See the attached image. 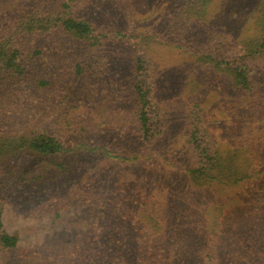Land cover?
<instances>
[{
    "label": "rangeland",
    "instance_id": "obj_1",
    "mask_svg": "<svg viewBox=\"0 0 264 264\" xmlns=\"http://www.w3.org/2000/svg\"><path fill=\"white\" fill-rule=\"evenodd\" d=\"M208 1L0 0V26L65 9L92 33L83 42L55 30L12 40L24 73L0 91V137L29 131L66 152L0 161L3 230L18 238L0 264H90L91 253L95 264H264V59L250 93L223 65L199 61L212 45L222 63L243 58L261 1ZM138 80L149 93L134 91ZM141 112L153 129L163 125L147 149ZM200 113L245 180L190 181L186 136ZM156 197L168 214L159 237L149 215Z\"/></svg>",
    "mask_w": 264,
    "mask_h": 264
},
{
    "label": "trees",
    "instance_id": "obj_2",
    "mask_svg": "<svg viewBox=\"0 0 264 264\" xmlns=\"http://www.w3.org/2000/svg\"><path fill=\"white\" fill-rule=\"evenodd\" d=\"M260 1L261 7L258 11L259 19L256 32L257 38L247 40L243 43L242 51L246 54L243 58H236V60H233L234 55H230L224 59L225 62L222 63V60H218L216 55L220 54V51L223 50H221V47L212 45L202 53L201 59L199 60L202 66L209 68H215L219 66V64L223 65V71L232 79L233 86L238 90L248 93L252 91L251 88L255 83V65L257 64V60L264 59V0ZM198 2L202 3L204 6L209 1L198 0ZM45 13H41L40 10L34 9L26 14L25 17L22 15L17 18H11L4 22V24L8 22L6 25L0 26V91L2 88L8 87L11 82H14L17 79L16 76H22V73H24L23 62L19 57L21 52L12 42L14 37L21 38L23 36L44 35L51 33L53 30L63 32L82 42L88 40L90 36H92L89 25L86 22L75 20L69 13H66L65 9L60 14H55L53 12ZM214 52L217 54H214ZM39 54L38 51H34L31 55L28 54L29 60L36 59ZM221 57H223V55ZM136 63L138 64L137 70L141 71L143 69L141 68L143 63L139 57L136 59ZM24 77H27V72ZM138 77L142 78L143 75L140 74ZM142 81L143 82L138 80L135 83L134 91L141 93L142 89H145V91L149 93V90L144 87L146 86L145 81ZM40 85L46 84L41 83ZM147 104L148 102L145 103V105ZM156 107L157 105L150 104L146 109L150 114H152V111L154 114L157 112ZM155 116H158V114H155L154 117ZM194 119H196V117H194ZM138 122L140 123V133L143 135L142 141L145 143V148L147 149L151 147L156 138L161 135L163 125L157 120L155 122L156 127L153 129V124L150 123L149 116L146 112H141ZM186 146L188 161L191 163V169L188 170V178L192 183L198 186H211L212 184L224 186L229 184L236 185L238 182L246 179L245 177L247 176H243L241 170L240 172L236 170L232 156H224L223 153L219 151L218 145L211 135L209 125L206 123L201 113L200 116L197 114V119L195 121H190L186 136ZM18 152H26L28 155H36L44 159L60 153H65L66 149L56 138L31 133L29 131H24L19 134L17 132H12L0 137V161L11 159L15 157ZM240 176L241 178H239ZM31 189L34 191L36 188L32 187ZM144 199L145 201L142 202L140 206L142 208H150L152 199H147L146 196H144ZM156 200L157 202L154 207L155 211H151V214L147 213L150 217L153 216L155 218L152 223L155 225L154 227L160 229L159 235L156 236L159 237L164 234L166 225L164 227L163 222L168 218V214L165 212L166 205H164L163 198L156 197ZM2 213L3 205L0 203V252L9 253L17 250L18 238L14 235H8L3 230ZM91 250L92 249H90V252ZM88 252H85L84 255ZM92 257L93 253H91L88 261L90 264H95L96 262L93 259L91 260ZM71 261H74L72 257ZM68 263L73 264L72 262ZM27 264H32V260L30 259Z\"/></svg>",
    "mask_w": 264,
    "mask_h": 264
}]
</instances>
